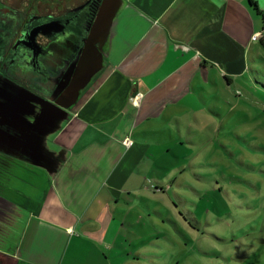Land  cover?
<instances>
[{"label":"crops","instance_id":"0c3cea01","mask_svg":"<svg viewBox=\"0 0 264 264\" xmlns=\"http://www.w3.org/2000/svg\"><path fill=\"white\" fill-rule=\"evenodd\" d=\"M255 34L264 0H115L68 90L0 80V264H150L177 226L157 191L186 186L173 128L219 116Z\"/></svg>","mask_w":264,"mask_h":264},{"label":"rangeland","instance_id":"374dc122","mask_svg":"<svg viewBox=\"0 0 264 264\" xmlns=\"http://www.w3.org/2000/svg\"><path fill=\"white\" fill-rule=\"evenodd\" d=\"M245 78L220 83L217 114L182 128L185 187L164 195L168 218L150 264H264V47ZM169 137V136H167ZM172 155V154H171ZM177 155V154H176Z\"/></svg>","mask_w":264,"mask_h":264},{"label":"flooded vegetation","instance_id":"af4514ba","mask_svg":"<svg viewBox=\"0 0 264 264\" xmlns=\"http://www.w3.org/2000/svg\"><path fill=\"white\" fill-rule=\"evenodd\" d=\"M115 0H0V80L52 97L68 90L93 62L91 42L103 32ZM43 39V40H42Z\"/></svg>","mask_w":264,"mask_h":264},{"label":"built area","instance_id":"2783aa9c","mask_svg":"<svg viewBox=\"0 0 264 264\" xmlns=\"http://www.w3.org/2000/svg\"><path fill=\"white\" fill-rule=\"evenodd\" d=\"M261 38H262V35H261V34H255V35L253 36L252 39H253V41H258V40H260ZM142 97H143V96L140 94V95H138L137 97L133 98V103H134L136 106H139ZM124 143H125V145H126L127 147H130V146L133 144V142H132L130 139H126V140L124 141Z\"/></svg>","mask_w":264,"mask_h":264},{"label":"trees","instance_id":"16d2710c","mask_svg":"<svg viewBox=\"0 0 264 264\" xmlns=\"http://www.w3.org/2000/svg\"><path fill=\"white\" fill-rule=\"evenodd\" d=\"M251 5H252V7H253L255 10H257V5H256L254 2H252ZM261 39H262V43H263V46H264V37H262Z\"/></svg>","mask_w":264,"mask_h":264}]
</instances>
